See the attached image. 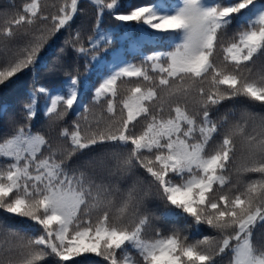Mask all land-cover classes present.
Wrapping results in <instances>:
<instances>
[{
    "label": "snow or ice",
    "instance_id": "6c2138e0",
    "mask_svg": "<svg viewBox=\"0 0 264 264\" xmlns=\"http://www.w3.org/2000/svg\"><path fill=\"white\" fill-rule=\"evenodd\" d=\"M90 2L93 34L65 41L78 58L97 61L112 43L105 12L171 46L101 73L89 105L66 49L51 64L41 56L72 31L80 0H27L0 15V85L24 71L67 78L65 91L36 86L24 122L0 140V210L31 222L22 232L0 218V264H264L253 241L264 227V114L225 103L264 108V0H152L124 12L123 0ZM40 96L55 136L32 131ZM155 200L170 211L158 215ZM177 215L215 235L163 234L155 222Z\"/></svg>",
    "mask_w": 264,
    "mask_h": 264
},
{
    "label": "trees",
    "instance_id": "16d2710c",
    "mask_svg": "<svg viewBox=\"0 0 264 264\" xmlns=\"http://www.w3.org/2000/svg\"><path fill=\"white\" fill-rule=\"evenodd\" d=\"M25 2H27V0H0V15L21 10ZM150 2H152V0H123L122 6L118 8L117 11L124 12L131 7ZM170 2H176V0H170ZM208 2L212 3L214 0H208ZM222 2L227 3L228 0H222ZM78 7L82 9V11L78 12L77 16L74 18L72 22V31L70 32L62 29L53 36L41 52V56L46 57L49 64H51L56 54L59 53V50L61 48L66 49V63L73 69L78 68V72H74V74H77L82 81L84 88L82 102L84 104L90 105L92 103V96L94 95L92 86L98 83L101 73L107 74L112 67L122 66L129 61L139 63L144 56L150 55L156 50H167L171 46V41L157 42L150 31H141L134 23L131 25H122L121 22L116 21L112 15L105 12L100 22V29L104 30L103 34L112 35V43L106 50L98 53L97 61H91L90 57L78 58L70 48L66 47L65 41L69 39L72 32L76 29H80L82 34L92 35L97 16V10L89 0H80ZM234 26L235 25L232 27ZM85 44L87 45V41H85ZM86 63L88 65L87 68ZM260 63L262 62L258 61V67ZM66 79L67 78L63 75L50 76L46 71L36 74H33L31 71H24L8 80L4 85H0V105H3L7 109L6 113L0 116V140L11 136L14 124L24 122L23 104L28 101L30 92L36 86L44 85L49 89H58V86ZM58 90L65 91L64 89ZM46 103V98L40 96L38 100L37 117L31 122L32 131L44 135L55 136L56 133L49 132L48 119L42 114ZM225 103L228 105L235 103L237 107L248 106L252 111L264 114V108L259 106V102H256L255 106L250 105L249 102L245 100L235 102L226 101ZM75 119V112L70 111L63 121V126L71 131L72 122ZM73 159L75 160L76 158ZM151 207L158 215L170 211L165 208L164 204L159 200L153 201ZM171 211L174 212L175 210ZM0 218L7 220L10 227L19 229L22 232L28 231L27 225L31 223L23 221L22 218L9 219L8 214H5L3 210H0ZM155 223L161 227L163 234H168L171 231L179 229L183 235L189 237V240L215 235L213 230L206 225L186 227L185 220L179 218L178 215L170 219L158 220ZM253 241L257 245H264V227L258 226L254 230ZM229 258V256H225L222 258L218 257L217 259L220 260L222 264H227ZM45 264H55V262L53 258L50 257L45 261ZM65 264H104V262L98 257L90 256L87 259L84 257H77L72 261L65 262Z\"/></svg>",
    "mask_w": 264,
    "mask_h": 264
},
{
    "label": "rangeland",
    "instance_id": "374dc122",
    "mask_svg": "<svg viewBox=\"0 0 264 264\" xmlns=\"http://www.w3.org/2000/svg\"><path fill=\"white\" fill-rule=\"evenodd\" d=\"M90 1V0H89Z\"/></svg>",
    "mask_w": 264,
    "mask_h": 264
}]
</instances>
